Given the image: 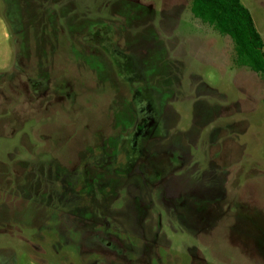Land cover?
Returning <instances> with one entry per match:
<instances>
[{"label":"rangeland","instance_id":"rangeland-1","mask_svg":"<svg viewBox=\"0 0 264 264\" xmlns=\"http://www.w3.org/2000/svg\"><path fill=\"white\" fill-rule=\"evenodd\" d=\"M190 5L0 0V264H264V81Z\"/></svg>","mask_w":264,"mask_h":264},{"label":"trees","instance_id":"trees-1","mask_svg":"<svg viewBox=\"0 0 264 264\" xmlns=\"http://www.w3.org/2000/svg\"><path fill=\"white\" fill-rule=\"evenodd\" d=\"M191 14L218 33L229 36L234 63L247 66L264 81V52L249 10L239 0H191Z\"/></svg>","mask_w":264,"mask_h":264}]
</instances>
